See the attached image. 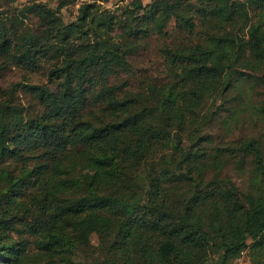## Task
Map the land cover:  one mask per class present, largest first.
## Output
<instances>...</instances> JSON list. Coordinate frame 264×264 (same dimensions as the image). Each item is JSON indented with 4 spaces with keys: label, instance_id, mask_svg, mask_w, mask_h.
<instances>
[{
    "label": "trees",
    "instance_id": "16d2710c",
    "mask_svg": "<svg viewBox=\"0 0 264 264\" xmlns=\"http://www.w3.org/2000/svg\"><path fill=\"white\" fill-rule=\"evenodd\" d=\"M74 1L0 19V80L12 67L47 78L0 89V264H231L247 247L264 264L259 141L219 147L207 134L224 75L264 72V0H133L123 14L139 26L122 42L98 2L65 22ZM30 15L42 34L23 28ZM154 32L161 73L137 77ZM237 146L243 163L254 156L245 190L216 174Z\"/></svg>",
    "mask_w": 264,
    "mask_h": 264
},
{
    "label": "rangeland",
    "instance_id": "374dc122",
    "mask_svg": "<svg viewBox=\"0 0 264 264\" xmlns=\"http://www.w3.org/2000/svg\"><path fill=\"white\" fill-rule=\"evenodd\" d=\"M133 0H75L62 9V17L65 22H73L76 20L80 5L90 2H98L101 10L110 14H115L119 23L115 37L120 38L122 42L128 38L130 30L134 26H139L137 20L125 19L124 9ZM194 1V0H191ZM32 2L46 3L49 6L56 8L57 0H0V19L8 16L12 20L16 17H22L21 10ZM145 5L158 6L162 10L164 5L157 3L156 0H142ZM142 14V13H141ZM23 28L31 29L38 35L42 34L43 26L37 17L23 18ZM201 23V21H200ZM164 32L174 34V21H170L164 29ZM153 35L145 41L133 58V66L135 75L148 76L159 75L162 69V58L160 57V48L162 47L163 35L152 33ZM80 40L73 42L78 45ZM137 46L139 42L136 41ZM46 61V59H45ZM247 77L238 74L227 73L224 75V81L219 94L213 99L211 111L212 123L208 124V137L213 142V146L225 147L235 145L237 142L256 139L264 154V115L260 112L259 107L264 99V72L245 71ZM127 76V75H126ZM16 83H47L45 73H25L22 70L12 67L6 71L3 78L0 80V89L6 90L8 87ZM136 83V82H135ZM134 92L137 89H133ZM17 97L21 103L29 108L34 105V99L26 91L20 89ZM37 109V105L34 106ZM238 146L236 147V149ZM239 155L232 159L221 171L217 172V176L229 177L234 181L241 190L248 188V183L252 179L253 159L252 154H248V159L243 161L241 152L237 149ZM6 202V200H5ZM3 205L0 206V210ZM18 231L24 230L23 226H18ZM23 233V232H22ZM15 233V237L20 238V235L25 236L29 240H33L32 235L28 233ZM99 239L94 235L91 239V244L97 245ZM251 241H249V244ZM31 253L36 254L38 249L31 247ZM59 264H63L59 261ZM231 264H254L252 250L250 247L240 255L239 258L231 262Z\"/></svg>",
    "mask_w": 264,
    "mask_h": 264
}]
</instances>
